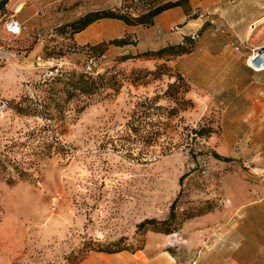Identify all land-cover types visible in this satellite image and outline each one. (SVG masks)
I'll use <instances>...</instances> for the list:
<instances>
[{"label": "rangeland", "instance_id": "rangeland-1", "mask_svg": "<svg viewBox=\"0 0 264 264\" xmlns=\"http://www.w3.org/2000/svg\"><path fill=\"white\" fill-rule=\"evenodd\" d=\"M223 9L250 29L260 22L242 41L216 28L235 63L214 77L232 87H192L211 65L195 72L176 52L88 56L52 38L29 56L22 35L5 42L16 56L0 64V264H259L264 73L246 76L236 58L246 66L264 46V0H226ZM80 74L97 81L92 94L73 88ZM177 77L187 94L166 93ZM154 98L166 109L148 111L163 136L132 143L129 116ZM144 220L157 223L137 230Z\"/></svg>", "mask_w": 264, "mask_h": 264}, {"label": "crops", "instance_id": "crops-1", "mask_svg": "<svg viewBox=\"0 0 264 264\" xmlns=\"http://www.w3.org/2000/svg\"><path fill=\"white\" fill-rule=\"evenodd\" d=\"M2 2L5 5L0 16L13 17L23 24L25 30L20 44L28 47L29 56L40 53L43 45L52 38L75 50L89 47L92 52L102 56L113 54L135 57L170 47L191 46L188 53L177 59L187 64L193 63L192 70L195 72L207 70L206 65H211L208 70L214 72L206 82L191 80L190 84L195 88L237 85L233 79L214 77L221 67L231 69L235 60L231 57L233 51L219 46L213 37H219L220 33L215 32L216 28H222L224 33H234L242 41L252 24L245 17L227 20L223 15L226 0H154L156 7L175 3L179 5L157 14L147 27L130 25L113 18H101L73 33L71 26L83 16L108 12L118 5V0H0ZM174 27L179 30L174 31ZM194 32H198L200 36L195 44L188 39ZM131 38H135L136 42H131ZM236 59L242 72L249 76L250 70L244 61ZM190 77L187 73V78Z\"/></svg>", "mask_w": 264, "mask_h": 264}, {"label": "trees", "instance_id": "trees-1", "mask_svg": "<svg viewBox=\"0 0 264 264\" xmlns=\"http://www.w3.org/2000/svg\"><path fill=\"white\" fill-rule=\"evenodd\" d=\"M5 2L0 3V12H3ZM179 3H175V4H168L165 6H161V7H155L154 10H152L150 13H148L147 15H144L140 18H136V19H129L126 18L124 16H121L119 14L113 13L111 11L108 12H102V13H91V14H87L85 16H83L81 19H79L76 23H74L71 28H73V33H76L82 29H84L85 27H87L89 24L93 23L94 21L101 19V18H113V19H118L121 21H124L127 24L130 25H142L144 27H147L151 24L152 19L159 14L160 12L164 11L165 9L174 7V6H178ZM75 28H74V27ZM117 44H120L119 42H116ZM191 47V46H190ZM189 48H182V47H170V48H165L162 50H159L157 52H152L154 54H157V58L161 59L162 55L164 54H170L173 52L178 53L180 55H183L185 53H188ZM150 53H145L142 55H138V57H148ZM131 59V57L129 56H124V60H129ZM77 81L75 83V85L73 86V88L75 89V91H78L82 94H92L94 92V90L97 88V81L85 76L84 74H80L77 75ZM184 85L182 78L177 77V81L169 84L167 87V91L166 93H177L179 94L180 92H182L184 95L188 93L187 89L182 90V86ZM7 103V102H6ZM181 103H183L185 105V108H190L192 106V102L191 100H188L185 98V96H183L181 98ZM158 101L156 98L154 99H144L141 102H138L135 106V109L132 111V113L129 116V119L126 123V127L128 128V133L126 135V137L128 138V140H130L132 143H140L143 144L144 146H152L153 143L158 140L159 138H161L163 136V133L161 132V130L157 129L154 130V123L150 120V114H149V110L152 109L153 107L156 110L159 111H166L165 108H163L162 106H157ZM7 106V104H6ZM143 109V111H139ZM178 108L177 109H172L170 110V115L171 116H176L178 114ZM167 114L169 112H166ZM161 115L158 114L157 117V124L156 125H160L162 124L161 122ZM149 128H153V130H150ZM192 133L194 134V136H198V137H202L204 130L200 129V130H192ZM213 157L217 160H221V161H227V159H224L222 157H220L219 155L213 153ZM183 177L180 178V181H182ZM174 203L171 204L170 206V212H169V220L174 219ZM157 222L155 220H144L142 222H140L137 226L136 229L140 230L143 229L146 226H150V225H154ZM161 223H167V221H163ZM168 233V232H167Z\"/></svg>", "mask_w": 264, "mask_h": 264}, {"label": "built area", "instance_id": "built-area-1", "mask_svg": "<svg viewBox=\"0 0 264 264\" xmlns=\"http://www.w3.org/2000/svg\"><path fill=\"white\" fill-rule=\"evenodd\" d=\"M154 8L153 0H119L118 10L111 11L129 19H136L147 15ZM24 30L23 24L13 17L0 16V64H9L15 58V52L10 51L5 42L16 40L23 34ZM178 30L177 27H174V31ZM199 38L200 36L197 32L188 36L191 43L197 42ZM131 42H135V38H131ZM81 52L90 56L91 49L85 46L81 48ZM88 58L89 64L86 70L90 71L93 65V58ZM246 67L255 74L264 73V46L251 51V55L246 61ZM259 264H264V254H262Z\"/></svg>", "mask_w": 264, "mask_h": 264}, {"label": "bare ground", "instance_id": "bare-ground-1", "mask_svg": "<svg viewBox=\"0 0 264 264\" xmlns=\"http://www.w3.org/2000/svg\"><path fill=\"white\" fill-rule=\"evenodd\" d=\"M262 21H264V20H262ZM259 23L260 22H257V23H255L254 25H253V27L250 29V31H249V34L252 32V30L253 29H255L258 25H259Z\"/></svg>", "mask_w": 264, "mask_h": 264}]
</instances>
